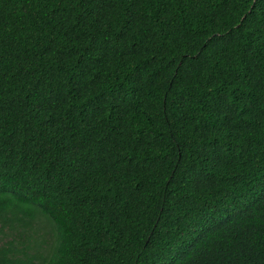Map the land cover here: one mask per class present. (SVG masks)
<instances>
[{
    "label": "trees",
    "instance_id": "obj_1",
    "mask_svg": "<svg viewBox=\"0 0 264 264\" xmlns=\"http://www.w3.org/2000/svg\"><path fill=\"white\" fill-rule=\"evenodd\" d=\"M0 264H264V0H0Z\"/></svg>",
    "mask_w": 264,
    "mask_h": 264
}]
</instances>
